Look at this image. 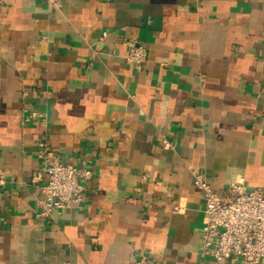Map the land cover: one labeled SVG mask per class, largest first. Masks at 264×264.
<instances>
[{
    "label": "crops",
    "instance_id": "1",
    "mask_svg": "<svg viewBox=\"0 0 264 264\" xmlns=\"http://www.w3.org/2000/svg\"><path fill=\"white\" fill-rule=\"evenodd\" d=\"M39 137L93 172L48 218ZM194 171L264 192V0H0V264H248L201 255Z\"/></svg>",
    "mask_w": 264,
    "mask_h": 264
},
{
    "label": "built area",
    "instance_id": "2",
    "mask_svg": "<svg viewBox=\"0 0 264 264\" xmlns=\"http://www.w3.org/2000/svg\"><path fill=\"white\" fill-rule=\"evenodd\" d=\"M56 8L61 0H44ZM127 48L126 59L136 69L147 61V50L135 39H124ZM36 110L23 115L25 120L41 118ZM164 146L173 144L163 137ZM37 147L45 164L35 170L31 183L38 187V211L41 218L61 211L69 205H80L85 201V183L93 172L88 167L64 163L55 158L44 137H39ZM193 186L204 199V219L200 231L201 255L222 261L225 257L242 259L248 264H260L264 260V192L260 187L247 188L243 177H237L230 184L232 195L221 198L205 180L200 171L192 174ZM7 184L0 173V191ZM143 258H141L142 261Z\"/></svg>",
    "mask_w": 264,
    "mask_h": 264
}]
</instances>
